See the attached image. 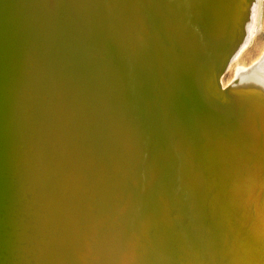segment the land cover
Here are the masks:
<instances>
[{
	"label": "bare ground",
	"instance_id": "1",
	"mask_svg": "<svg viewBox=\"0 0 264 264\" xmlns=\"http://www.w3.org/2000/svg\"><path fill=\"white\" fill-rule=\"evenodd\" d=\"M263 18L0 0V264H264ZM213 51L226 105L160 103L158 56Z\"/></svg>",
	"mask_w": 264,
	"mask_h": 264
},
{
	"label": "water",
	"instance_id": "2",
	"mask_svg": "<svg viewBox=\"0 0 264 264\" xmlns=\"http://www.w3.org/2000/svg\"><path fill=\"white\" fill-rule=\"evenodd\" d=\"M219 53L221 51H213L204 56L185 54L176 57L171 55L167 56V59L158 56L156 66L158 75L154 83V89L156 96L160 97V103L166 102L169 104L174 100V109L183 108L185 96L183 101L180 96V89L185 90L187 93L191 89L193 91L197 89L211 106L226 105L229 101V95L220 84L218 67L221 55ZM156 87H158V90H156ZM245 96L250 97L251 100L257 98L255 94Z\"/></svg>",
	"mask_w": 264,
	"mask_h": 264
},
{
	"label": "rangeland",
	"instance_id": "3",
	"mask_svg": "<svg viewBox=\"0 0 264 264\" xmlns=\"http://www.w3.org/2000/svg\"><path fill=\"white\" fill-rule=\"evenodd\" d=\"M263 4H264V0H263ZM262 21H264V18H263V20ZM262 24V23H261ZM261 24L259 25V27H258V31H257V34L258 35H260V38H261V43H262V46H264V28L262 29L261 28ZM264 26V25H263ZM264 48V47H263ZM259 54V53H258Z\"/></svg>",
	"mask_w": 264,
	"mask_h": 264
}]
</instances>
